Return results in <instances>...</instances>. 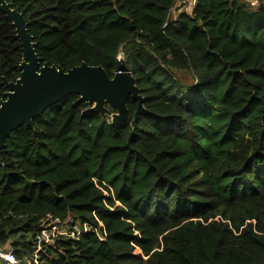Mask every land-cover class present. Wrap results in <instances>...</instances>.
<instances>
[{
	"label": "trees",
	"instance_id": "16d2710c",
	"mask_svg": "<svg viewBox=\"0 0 264 264\" xmlns=\"http://www.w3.org/2000/svg\"><path fill=\"white\" fill-rule=\"evenodd\" d=\"M4 1L41 65L112 78L121 54L142 108L129 97L113 125L69 95L13 131L0 247L24 264H264V0H195L174 17L178 0ZM21 62L0 10V101ZM70 217L76 238L39 241Z\"/></svg>",
	"mask_w": 264,
	"mask_h": 264
},
{
	"label": "water",
	"instance_id": "95a60500",
	"mask_svg": "<svg viewBox=\"0 0 264 264\" xmlns=\"http://www.w3.org/2000/svg\"><path fill=\"white\" fill-rule=\"evenodd\" d=\"M0 10L12 21L22 47L20 77L16 82H5V100L0 101V150L13 131L23 125L31 126L35 117L69 95L79 96L80 100L93 105L91 112L101 115L106 114L105 104H108L117 112L113 125L128 120L126 102L129 97L137 102L136 115L139 113L142 97L124 60L117 59L119 69L112 78L101 67L85 64L66 72L41 65L23 15L11 10L4 0H0Z\"/></svg>",
	"mask_w": 264,
	"mask_h": 264
},
{
	"label": "built area",
	"instance_id": "2783aa9c",
	"mask_svg": "<svg viewBox=\"0 0 264 264\" xmlns=\"http://www.w3.org/2000/svg\"><path fill=\"white\" fill-rule=\"evenodd\" d=\"M194 3H195V0H194ZM193 6H194V4H193ZM191 10H192V8H191ZM191 10H190V12H191ZM186 13H188V12H186ZM67 224H68V221L61 222L58 219L49 218L43 224L44 230L42 231L41 236L39 237V241L40 242H42V241H44V242H52V237H56V236H70L71 238H76L82 232V230L78 231L76 229L75 225L70 230L68 228ZM65 228L68 229L67 232L70 230V232L68 234H67V232L63 231V229H65ZM39 250H40V248L37 249V252ZM0 258L2 259L4 264H24L21 261H18V260L15 259V257L12 254V250L11 249L8 250L7 252H2L1 255H0Z\"/></svg>",
	"mask_w": 264,
	"mask_h": 264
},
{
	"label": "rangeland",
	"instance_id": "374dc122",
	"mask_svg": "<svg viewBox=\"0 0 264 264\" xmlns=\"http://www.w3.org/2000/svg\"><path fill=\"white\" fill-rule=\"evenodd\" d=\"M246 1L248 4H250L251 6H256L258 4V0H244ZM194 4V0H178V2H176L173 10H172V17L176 16L180 11L182 12H190L192 6ZM120 59H122V55L120 54L119 57ZM123 60V59H122ZM177 75L180 77V79H187L186 76H184L183 74H179L177 73ZM108 117H110V119L112 120L115 116H117V113L115 114H110L109 112H106V114ZM68 224H72L73 223V219L70 217L68 220ZM75 227L76 229L79 231V230H82V226H80V223L79 222H75ZM66 225V226H67ZM67 228L63 229L64 232H67ZM70 232V230L67 232V234ZM0 250L2 252H7L8 250H10L9 246H5V247H0ZM0 251V255H1V252ZM0 264H4V262L2 261V259L0 258Z\"/></svg>",
	"mask_w": 264,
	"mask_h": 264
}]
</instances>
